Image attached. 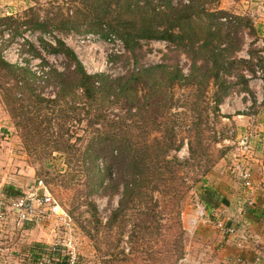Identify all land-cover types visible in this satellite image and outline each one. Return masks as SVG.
Listing matches in <instances>:
<instances>
[{
  "label": "rangeland",
  "instance_id": "1",
  "mask_svg": "<svg viewBox=\"0 0 264 264\" xmlns=\"http://www.w3.org/2000/svg\"><path fill=\"white\" fill-rule=\"evenodd\" d=\"M186 1H188L187 4L183 3L182 0H172L171 5L178 8L185 7L189 4V0ZM159 3L160 0H152L148 4L155 8ZM73 5L69 0H0V19L10 15L14 18H23L24 12L26 13L29 9L35 11L40 18L55 14L58 9L63 15H66L72 13ZM161 5L163 6V4ZM199 11L202 12L199 13L198 18L194 15L189 22V26L194 29L193 34L192 32L189 33L190 38L195 41L192 46L180 48L168 43L164 45L161 42L151 44V41H140V47L134 54H129L124 50L122 55L111 58L108 57L107 47L103 44H97V41L93 42L89 38V34L71 33L63 35L58 32L39 34L21 29L20 34L13 36L11 30L0 28L1 59L9 65L29 73V75L22 73L19 76L28 85L29 93L23 89H16L15 97L17 99L25 98L28 94L39 96L41 99H50L56 93L50 78L49 68L62 71L65 68V61L59 55L46 54L39 39L50 44L53 43L54 38L62 40L67 47L73 50L90 75L105 74L114 79L126 77L131 72L155 65L176 68L181 73L185 71L186 76L175 81L172 86L169 87L164 83L162 94L157 97L159 106L153 110L152 114L155 124H150L151 137L161 136L160 133L171 127L176 140L175 145L180 142L182 144L176 152L171 151L170 155H177L180 159H186L188 158L189 143L195 145L196 136L199 132L203 148L206 149L208 160L211 163L210 171L201 182L194 186H191L189 182L185 185V187L191 188L183 193V198L177 205H174L171 200L174 195L173 192L167 194L165 203L170 205L162 215L161 223L169 230L168 228L165 229L164 238H158V244L153 245L152 251H156L153 261L150 258L151 250L149 249L153 243L149 242L148 245L139 241L137 244H130L127 240V234L119 237L120 231L117 227L111 230L103 227H99L97 230L94 228V220L87 203H94L97 211L96 218L103 225L107 222L110 213L116 208L118 196L109 197L102 194L103 187L108 184L106 179L98 193L88 195L87 172L85 170L87 165L82 164V155L96 134L87 129L84 122L78 124L75 120L65 126L64 122L57 116L59 109H67L70 105L79 104L77 102L78 95L74 94L73 97L68 98L67 105L61 104L56 108L45 105V103L26 107L28 111L35 113L36 123L38 125L40 122L39 130L47 141L49 138L54 139L62 136L64 129L61 131L59 129L62 125L65 129L69 128L70 144H73L75 139L81 140L75 145L72 160L67 164L65 154L59 151H51V144L46 147L31 145L32 153L27 154L25 132L22 127L20 129L14 127L0 92V125L1 129L5 131V134H0L2 136L0 142L6 140L5 142L11 145L14 143L13 141L16 142L18 158L15 160L22 164V174L18 175L27 179V185L22 187V191L24 192L27 186L35 181H42L60 209L70 220L69 226L66 227L58 219H52L44 225L32 227L31 233L26 235L21 232L23 228L2 226L0 227V250L16 251L20 245H27V247L33 245L38 250L44 251L51 244L70 241L77 264H170V261L161 252L163 250L162 239L168 240L171 239V235L176 236L178 234L174 224L178 211L183 232L181 242L184 249V257L178 264H264V249H261L259 244H255L253 239L249 238L244 244V248L239 250L236 248V242L240 239V235L236 238H229L219 233L217 229L218 222L230 225L234 220L236 221L235 210L237 205L232 208L229 207V210L218 208L219 210L214 209L213 211L211 208L206 209L204 207L206 217L201 219L200 223L198 221L199 224L197 223L193 227L191 233L188 232L191 228L190 220L196 216V205L202 204L198 193L206 188V184L210 181L206 177H210L212 174L215 177V174H220L217 181L219 185H222L220 176L225 174L227 177L225 181L231 179L235 188L238 189L237 194L240 193V197L243 196L241 186L239 189L240 183L231 178L227 172V167L231 162L240 160L236 151L239 139L243 136H251L250 133L244 132L243 126H240L242 125L240 121L242 101L244 99L252 101L255 97L254 87L249 90L248 86H259L264 89V29H256L260 25L264 27V0H205L197 13ZM217 11L223 12L224 16L216 18L210 27L209 33H213V35L209 39L215 48V53L227 48L226 41L219 40L220 34L214 35L215 31L220 30L223 36L236 31V37L242 39L237 50L230 54H223V61L226 65L223 66L219 74L221 81L225 82V98L229 95H232L231 99L235 98L234 101H231L230 106L233 110L232 114L229 115L226 114L227 111L220 112L219 107L223 101L217 105L216 111H214L213 98L217 93L218 84L212 78L208 79L212 73H208L207 78V75L198 69V66L203 64L202 45L205 40L207 41L209 34L205 30L206 19L209 15L216 14ZM26 16H29L28 12ZM233 17L248 19L251 27H237L235 23L232 24L231 22L234 21ZM224 18L226 19L225 22L220 21ZM3 31H10V33H3ZM31 48L41 55V59H44L48 64L47 66L34 56ZM106 60L112 63L110 67H104ZM0 77L3 78L2 81L4 82L5 78L1 75ZM242 93L247 98L237 101L238 96ZM151 103H153V99ZM121 108L122 106L118 105L112 114L118 115ZM257 111L249 107L247 114L253 117ZM55 118L57 121H52ZM155 131H158L159 134ZM238 135H240L239 138H237ZM62 137L66 138L65 133ZM11 138L14 139L8 142L7 139ZM252 152L254 153L253 150ZM48 153L50 154L48 155ZM251 156L244 160L247 166L251 164L249 160ZM96 164L98 169H103L101 159L97 160ZM16 167L19 166H12L8 175L15 176L17 174L14 171ZM175 173L167 174L169 190L172 188V190L177 189L178 192L184 191V188H180ZM219 185L216 187H220ZM236 189L235 192H237ZM155 196L157 197L156 194ZM0 201L8 204L10 200L0 199ZM250 211L252 210H249L247 214H250ZM85 232L93 235L95 240L87 238ZM118 239H121L119 243Z\"/></svg>",
  "mask_w": 264,
  "mask_h": 264
},
{
  "label": "trees",
  "instance_id": "2",
  "mask_svg": "<svg viewBox=\"0 0 264 264\" xmlns=\"http://www.w3.org/2000/svg\"><path fill=\"white\" fill-rule=\"evenodd\" d=\"M151 1L69 0L71 4H74L71 14L63 15L58 9L57 13L40 18L35 11L29 9L28 17L27 12H24L23 18H14L11 15L2 17L0 28L11 30L13 36L20 34L21 29L39 34H52L53 32L63 35L89 34L102 40L114 36L122 42L124 50L129 54H134L139 49L140 41H162L180 48L192 46L195 41L190 38L189 33L193 34L194 29L189 26V22L192 16L197 17L202 12L197 13L205 0H189L188 6L180 8L173 7L172 0H160L163 6L159 3L154 8L148 4ZM159 6L162 9H157ZM215 13L206 19L205 30L208 33L214 20L224 16L221 11ZM233 19L234 21L231 22L237 27H251L246 18L233 17ZM216 33L220 34L219 40L226 41L227 48L215 53V48L209 39L213 33H209L207 41L205 40L202 45L203 64L198 66L199 71L204 72L207 78L208 73H212L208 79L212 78L218 84L217 93L213 98L214 111L226 96L225 82H222L219 77L223 66L226 65L223 61V54H230L237 50L242 40L236 37V31L224 36L220 30L215 31L214 35ZM53 40L50 44L39 39L46 54L59 55L65 61V68L62 71L49 68L50 78L56 89L54 97L50 99H41L31 94L17 99L16 89H23L29 93L28 85L19 78L22 73L28 75L29 73L5 63L0 56V75L5 78L3 82V78L0 77L2 81L0 92L13 120V125L19 129L22 127L24 130L28 155L32 153L31 145L46 147L51 144L53 149L51 151L65 154L67 164H69L75 152V145L81 140L75 139V142L70 144L69 128L65 129L62 125L59 129L60 131L64 129L62 136L65 133L66 138L59 136L54 139L49 138L47 141L39 130L40 122L38 125L36 123L35 113L28 111L26 107L45 103V105L56 108L61 104L67 105L68 98L77 94L79 104L66 106L67 109H59L57 116L65 126L75 120L78 124L84 122L86 128L96 134L82 155V164L87 165L85 170L88 195L98 193L106 179L108 184L103 187L102 194L109 197L118 196L116 208L103 225L96 218L97 211L94 203H87L94 220V228L97 230L103 227L111 230L117 227L120 231L119 237L127 234L130 244H137L139 241L148 245L149 242L153 243L149 247L151 250V257H149L154 261L156 251H152L153 245L158 244V238H162L165 229L168 228L161 223L162 215L170 205L165 203L167 194L173 192L171 200L174 205H177L182 200L183 193L191 188L185 185L188 182L191 186L198 184L211 169V163L208 160L206 149L203 148L199 132L195 145L189 143L186 159L170 155L171 151L176 152L182 144L180 142L175 145L176 140L171 127L160 133L161 136L151 137L150 124H155L152 114L153 110L159 106L157 97L161 96L164 83L170 87L175 81L185 76L180 70L168 68L165 65L149 66L131 72L126 77L114 79L105 74L90 75L73 50L67 47L62 40L55 38ZM31 52L40 59L43 65H48L44 59H41L38 52L32 48ZM152 99L153 103H151ZM118 105L122 106L121 112L113 115L112 112ZM52 121L55 122L57 119ZM99 159L103 161V169L97 167L96 163ZM170 173H175L180 188H184V191L178 192L177 189L172 190V188L169 190L167 174ZM0 193V199L4 200H16L22 196V192L12 186L3 187ZM199 199L208 209L216 206L218 197L214 192L204 188ZM249 210L251 209L246 211ZM178 215L177 211L174 224L178 234L171 235V239L168 240L162 239L163 250L161 252L170 264H178L184 257L181 242L183 232ZM82 229L85 228L82 227ZM85 234L87 238L95 240L89 232ZM120 240H117L118 243ZM46 251L47 248L44 251L38 250V254L46 253ZM38 254L33 257L32 260L35 259L33 262L37 261Z\"/></svg>",
  "mask_w": 264,
  "mask_h": 264
},
{
  "label": "built area",
  "instance_id": "3",
  "mask_svg": "<svg viewBox=\"0 0 264 264\" xmlns=\"http://www.w3.org/2000/svg\"><path fill=\"white\" fill-rule=\"evenodd\" d=\"M182 2L187 4L186 0H182ZM157 9H162V7L159 6ZM225 20V18L220 19V21L223 22H225ZM4 32L10 33V31H3V33ZM89 38L93 42L97 41V44H103L107 47L109 58L117 57L124 53V46L122 42L114 36L107 40H101L93 35H89ZM160 42L167 45L166 42L162 41H151L150 43L158 44ZM111 65L112 63L108 60L104 62V67L106 68ZM18 66L21 65L18 64ZM182 74L183 76H186L185 71H183ZM231 96L232 95H229L223 99V104L219 107L220 112L227 111L228 108L232 107L230 104L231 101L235 100V98L231 99ZM245 97L246 95L242 93L238 96L237 101ZM249 107H251V102L247 100V106L240 107V112H247ZM261 140H264V137L261 138ZM252 150V141L248 136H243L239 139L236 151L239 154L240 160L231 162L227 167V172L232 179L240 183L243 194L242 206L235 217L236 221L234 220L232 224L227 225L223 222L217 223V229L222 235L229 238H236L240 235V239L236 242V248L239 250L244 248V244L249 238L251 239L249 229L245 224H243L244 222L242 223V218L245 212L244 208H254L255 201L253 194L255 192L264 198V182L256 183L250 168L245 165L244 160L251 155ZM195 215V218L190 220L191 228L188 231L189 233L192 232L193 227H195L198 221L200 223L201 219L206 217L205 208L202 204L196 205ZM52 219H58L61 224L66 227L70 224L68 216L60 209L48 188L40 180L28 185L20 198L10 200L8 204H4L0 201V227L11 226L12 228L19 229L24 227H38L46 224ZM32 264H77V260L75 253L71 248V242L67 241L66 243V241H63V243H54L49 245L46 253L40 255L38 254L37 261Z\"/></svg>",
  "mask_w": 264,
  "mask_h": 264
},
{
  "label": "crops",
  "instance_id": "4",
  "mask_svg": "<svg viewBox=\"0 0 264 264\" xmlns=\"http://www.w3.org/2000/svg\"><path fill=\"white\" fill-rule=\"evenodd\" d=\"M263 26V25H262ZM257 26V30H263L264 27ZM254 87V99H252L251 107L252 109L258 110L255 116L250 117L247 112H241V124L240 126H243L244 132H248L251 134L248 135L249 139L252 141L253 145V151L252 156L249 158L251 161V164H248V167L250 168L254 181L256 183L258 182H264V140H261V138L264 137V89L259 86H248L249 90H252L251 88ZM247 106V99H244L242 101V105L240 107ZM232 107L227 109L226 114H232ZM252 116V115H251ZM233 120V119H232ZM0 125V134H5ZM2 137V136H0ZM240 135L237 136L239 138ZM14 139V138H13ZM7 139L8 142L13 140ZM6 141V140H5ZM5 141L0 142V192L2 191L3 187L5 186H12L14 189L22 191V187L27 185V179L22 178L20 175L22 174V164L18 163L15 159L18 158L17 156V147L16 142L11 145L9 143H6ZM12 146V147H11ZM8 147V148H6ZM247 160V158L245 159ZM14 163V164H13ZM245 165L247 166V163L245 162ZM12 166H19L20 169H17L19 167H16L14 169L17 174L15 176L8 175L11 171ZM15 174V173H14ZM20 174V175H18ZM215 174V173H214ZM214 177L213 174L210 177H206L208 180H210L206 184V188L210 191L214 192L215 195L218 197V200L216 201V208H211L213 211L214 209L219 210L218 208H225L229 210V207H235L237 205V209L235 210V217L238 214V211L240 207L242 206V199L243 196L240 197V193H238V189L235 188V185L233 182H231V179L228 181H225L227 178L226 175L220 176L222 185H219L218 181V175L215 174ZM224 177V178H223ZM232 178V177H231ZM219 185L220 187H216ZM26 187V186H25ZM236 189L237 192L234 190ZM240 189V184H239ZM201 192L198 194L200 195ZM1 194V193H0ZM253 198L255 201V206L253 209H251L252 213L247 214L248 208H244V211H246V214L244 212V216L242 218V223L246 225V227L249 229L251 240L255 242V244H259L261 246V249H264V198L257 192L253 194ZM221 201V202H219ZM240 201V202H239ZM230 208V209H231ZM32 227H24L23 230L21 229V232L25 235L27 233H31ZM238 228V227H237ZM252 229V230H250ZM27 244V243H26ZM18 247V246H17ZM38 254V249L34 247L33 245L27 247V245L23 246L20 245L18 248H16V251H9L5 249V251L0 250V264H32L34 263L32 260L34 256Z\"/></svg>",
  "mask_w": 264,
  "mask_h": 264
}]
</instances>
